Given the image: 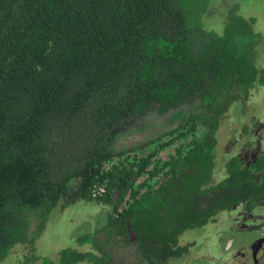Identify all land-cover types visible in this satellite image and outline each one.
<instances>
[{"label":"trees","instance_id":"1","mask_svg":"<svg viewBox=\"0 0 264 264\" xmlns=\"http://www.w3.org/2000/svg\"><path fill=\"white\" fill-rule=\"evenodd\" d=\"M237 8L0 0V260L32 249L58 202L93 200L105 220L39 264H163L186 228L264 199V170L255 179L235 158L208 183L221 116L264 79L262 35ZM216 10L219 32L204 27Z\"/></svg>","mask_w":264,"mask_h":264},{"label":"flooded vegetation","instance_id":"2","mask_svg":"<svg viewBox=\"0 0 264 264\" xmlns=\"http://www.w3.org/2000/svg\"><path fill=\"white\" fill-rule=\"evenodd\" d=\"M253 22L254 19L252 25ZM262 42H264V35L256 45L255 64L258 68L264 67V64L260 65L257 62L258 48ZM263 97L264 79L261 83L253 84L245 99L233 101L221 116L214 135V158L208 183H214L224 178L226 163L231 158H235L238 163L247 168L249 175L255 179H258L259 174L264 170V101L260 104L257 102ZM247 104L253 108L252 113H248L249 117L243 116L244 118H242L240 117L242 107ZM234 118H236L235 129L229 124L234 121ZM222 120L227 121L225 124L227 130L224 131L226 137L218 142L217 135ZM170 151L171 146L161 152V158H164L166 153ZM259 197L261 198V196ZM87 202L105 207L104 218L101 224L97 226L99 227L105 220L107 206L97 204L93 200ZM57 204H60V202ZM72 204H75V202ZM61 205L68 206L71 204ZM94 229L84 233L91 232ZM128 235L131 240L134 239V233L128 231ZM177 238L178 245L185 246V249L166 259L163 264H264V199L238 202L228 210H218L204 224L186 228ZM71 244L73 242L70 241L66 245ZM19 245H14L9 254L0 260L2 262L0 264H27V257L30 256L20 255L19 253L12 254L14 247ZM42 254V256H46L47 253ZM119 254L124 255L121 251ZM37 256L31 258L29 263L33 264L32 262L38 260ZM115 256H118V252ZM47 257L53 258L50 253Z\"/></svg>","mask_w":264,"mask_h":264},{"label":"rangeland","instance_id":"3","mask_svg":"<svg viewBox=\"0 0 264 264\" xmlns=\"http://www.w3.org/2000/svg\"><path fill=\"white\" fill-rule=\"evenodd\" d=\"M235 3L237 4V13L243 17L248 18L252 17L254 19L253 29L255 31L260 32L264 35V0H225V3ZM226 4H222V8H225ZM211 17H208L205 21L204 27L208 29H212L214 31L219 32L222 26L221 23V14L216 10ZM258 58L257 62L260 65L264 64V42L260 43L258 48ZM264 101V97L260 98L257 102L258 104ZM253 108L248 104L242 107V114L240 117H249L248 113H252ZM244 116V117H243ZM235 119L233 122L229 123L232 127H235ZM227 121L222 120V123L219 128V132L217 135L218 142H221L222 139L226 137V124ZM158 123L156 118L149 119L148 123L146 122L141 130L136 134H133L130 140L126 138L124 140H120V144H127L134 141H139L142 138H145L153 128ZM151 126V127H149ZM235 129V128H234ZM225 131V132H224ZM128 140V141H127ZM105 207L96 205L93 203H88L85 201H77L75 204H71L68 206H63L61 204H57L49 213L45 228L43 229L40 236L34 241L33 248L30 249V246L27 245H19L14 247L12 250V254L19 253L20 255H28L33 254V256L41 255L42 253L48 256L50 253L53 257L56 255L57 247L60 249L61 247L66 246L73 242L72 238L87 232L89 230L97 227L104 218ZM56 249V250H55ZM43 255V254H42ZM2 263V262H0ZM33 264H39L38 260L32 262Z\"/></svg>","mask_w":264,"mask_h":264}]
</instances>
